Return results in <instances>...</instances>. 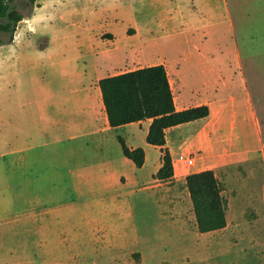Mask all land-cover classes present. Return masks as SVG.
Wrapping results in <instances>:
<instances>
[{
    "label": "rangeland",
    "instance_id": "1",
    "mask_svg": "<svg viewBox=\"0 0 264 264\" xmlns=\"http://www.w3.org/2000/svg\"><path fill=\"white\" fill-rule=\"evenodd\" d=\"M17 3L26 18L40 13L44 25L56 17V43L50 52L39 49L47 37H34L41 26L38 18L32 26L19 23L15 40L24 43L15 52L5 53L10 44L0 46V190L7 202L0 208L9 215L0 219V264H264V0ZM37 5H45L43 13ZM196 45H202L204 59L195 52L184 60ZM97 51L103 77L165 57L170 66L183 61L191 71L205 63L235 73L237 82L221 89L228 88L226 94L237 90L228 101L255 117L261 144L251 123L239 127L246 135L243 145L232 127L214 137L217 160L207 167H214L228 200L226 228L199 231L185 172L179 171L183 163L177 160L179 178L161 181L171 189V204L140 189L133 162L123 156L112 133L106 165L89 161L91 166L70 175L57 145L56 165L53 147L43 146L34 153L36 172L29 166L20 171V145L32 146L42 138L26 116L29 107L20 102V82H50L56 112L72 111L74 90L95 76L90 66ZM210 124L223 122L216 116ZM187 167L192 173L194 165ZM121 174L131 176L130 181H122ZM24 210L44 214L42 225L28 221L30 216L21 222L28 225L17 223Z\"/></svg>",
    "mask_w": 264,
    "mask_h": 264
},
{
    "label": "crops",
    "instance_id": "2",
    "mask_svg": "<svg viewBox=\"0 0 264 264\" xmlns=\"http://www.w3.org/2000/svg\"><path fill=\"white\" fill-rule=\"evenodd\" d=\"M44 7L45 5L42 7L40 6L42 13ZM39 16H41V14L37 13L36 15L34 14L32 18H25L24 21L28 22L29 26H32V22H36ZM55 18L56 17L53 16L51 19H48V25H44V20L39 18L38 20L41 26L40 29H37L34 33L35 38L47 37L45 44L43 46H38L39 49L45 50L46 52L52 51L56 43V29L55 26H53L56 21ZM161 26H163L162 22ZM17 40L18 38L16 40L14 39L15 42L10 44L9 48H5V53L8 52L12 54L15 52V46L18 49L20 48L24 42L18 44ZM99 51L95 53L97 57L96 62L90 66L94 71V78H92L87 85H82L74 90L76 99L73 101L74 108L72 111L64 109L56 112V104L54 105V102H56V89L53 90L51 88L50 82L47 83L46 86L41 81H24L27 87L25 90L22 89L24 83L20 82V102L29 107L30 111L26 112V116L32 119L33 126L38 127L42 138L41 141H37L32 146L20 145L19 169L22 171L25 166H29L30 172H36L37 159L34 153L36 150L43 148V146L53 147L51 151L54 154L56 165L57 145H60L59 150L63 153L61 158H66L67 160V172L70 175L79 172V169L82 167H86L87 165L91 166L92 164H90L89 161L106 165V163L110 162L108 137L109 134L112 133L113 137L117 138V140L118 136H122L131 148H144L146 152L145 164L143 167L139 168L133 163L135 166L132 167L134 174L133 178L139 182V188L141 189L142 187L144 192H147L151 198L156 200V198L159 197V199L171 204L172 193L169 191L171 189L163 188L164 186L162 187L161 185H164V183L154 179V175L162 167V151L160 147L154 146L147 141V135L152 120L146 119L139 122H132L115 128L111 127L109 124L102 91L99 85L100 80L105 78L99 74L98 68L104 66L103 61L98 62V58L101 55H99ZM195 52L198 53L199 57L204 59L205 53L202 45H196L194 50L191 49L184 54V60H191ZM165 59L166 57L162 62L149 64L148 66L159 64L166 66L177 110L182 111L201 105H208L211 109V114L208 118L180 124L166 130V146L170 149L176 168L174 178H179L176 160L181 154L196 159L192 173L209 169L214 170V167H207L217 160V158L214 159L213 154V151L216 149L214 146V137L215 135L221 134V132L231 131V127L241 135L243 145L246 135L239 130V127L241 124L251 123L254 126L261 144L255 117L248 109H245L244 106L238 108L235 104H231L228 101L229 97H236L237 90L235 89L233 92L229 91V93L226 94L225 92L228 91V88L224 91L221 89V85L223 84L227 86L230 84V81L237 82L235 73L232 75L229 74L228 71L222 72L220 69L214 68L213 66L209 67L204 65L205 63H199L201 65H197L195 70L191 71L187 69L190 67L186 62H176L174 65L170 66L169 63L165 62ZM6 65L7 62H5V67ZM198 66H200V68ZM4 69L5 68H3V70ZM216 116L222 119L223 125L210 124ZM56 119L58 120L56 121ZM57 129L62 130V132L56 134ZM119 145L122 151L120 142ZM123 156L125 157L124 153ZM179 171L182 173L185 172V178L189 173H187L189 168L187 165L181 164L179 165ZM182 173L181 176L183 177ZM37 177L38 176H34L33 178L36 179ZM120 177L122 181L126 182H129L131 179V176L126 174H121ZM158 181L159 183H156ZM5 199L6 196L3 191L0 190V204L3 202L6 204L7 202ZM7 212V208H0L1 221L8 220L9 215ZM42 215L39 216L33 211L28 212L24 210L19 212L18 219L15 220H17L19 224L28 225L29 223L21 222H25L26 218L30 216L32 219L28 221H31L33 224L35 223L34 225H39L40 218L41 221L44 218ZM261 224L264 225V209ZM40 225H42V223H40Z\"/></svg>",
    "mask_w": 264,
    "mask_h": 264
},
{
    "label": "trees",
    "instance_id": "3",
    "mask_svg": "<svg viewBox=\"0 0 264 264\" xmlns=\"http://www.w3.org/2000/svg\"><path fill=\"white\" fill-rule=\"evenodd\" d=\"M23 1V0H22ZM33 6L38 0H28ZM40 6V5H37ZM27 16L20 11L17 0H0V46L12 44L20 22ZM113 36V34H109ZM111 127L151 119L147 141L160 147L162 167L154 179L167 181L175 176L174 162L166 146V130L191 121L208 118V105L178 111L166 66L163 64L107 76L99 82ZM126 158L137 167L144 166V148H131L118 136ZM186 184L194 206L199 231L208 233L228 225V200L222 183L213 169L187 175Z\"/></svg>",
    "mask_w": 264,
    "mask_h": 264
},
{
    "label": "built area",
    "instance_id": "4",
    "mask_svg": "<svg viewBox=\"0 0 264 264\" xmlns=\"http://www.w3.org/2000/svg\"><path fill=\"white\" fill-rule=\"evenodd\" d=\"M195 160L196 159L194 157H190V156H187L185 154H181L177 158V161L179 163H183V164H187V165H194L195 164Z\"/></svg>",
    "mask_w": 264,
    "mask_h": 264
}]
</instances>
